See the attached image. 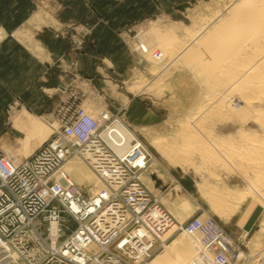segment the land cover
<instances>
[{"label":"rangeland","instance_id":"1","mask_svg":"<svg viewBox=\"0 0 264 264\" xmlns=\"http://www.w3.org/2000/svg\"><path fill=\"white\" fill-rule=\"evenodd\" d=\"M54 1L68 5L67 10L63 11V17L67 20L63 19L61 25L50 22L51 28L44 29L41 38L55 52L67 48L69 63L58 62L54 65L50 87L38 85L35 94L27 93L23 101H15L14 105L10 103L6 107L4 114L0 115V151L16 165L27 161L58 135L63 122L70 118L69 114L64 115V111L71 103L82 107L98 124L102 123L101 116L106 115L111 118L110 130L137 139L141 146L138 152L145 157L144 160H137L138 166L143 161L154 160L147 170L149 182L146 181L148 185L154 181L152 189L146 187L152 197L170 200L180 194L191 203L192 208L188 213L180 216L168 209V213L164 211L173 223L168 227H175L168 237L161 239L160 236L161 240L154 243L157 251L150 264L152 261L154 264L162 255L175 264L201 262L198 259L203 260L202 264H210L213 256L205 252L198 232H193L190 239L195 250L190 259H179L173 254V242L188 239L181 227L196 217L213 220L230 236L236 249L230 264H264V233L256 239L261 218L256 217L248 230L246 228L252 216L245 220L244 227L239 224L248 208L249 198H242L226 218L217 215L208 201L222 189L243 191L249 186L247 178L237 173H225L222 167L219 169L211 161L207 165L206 162L196 163L202 166L200 174L191 165L184 172L173 166L161 149V146L166 147L174 140L177 122L203 102L204 94L194 81L187 63L177 61L164 72L154 75L161 61L153 57L167 52L165 48L170 50L178 39L187 40L194 34L197 18L209 16L234 0ZM47 2H40L42 12H50ZM56 7L53 13L60 11L59 5ZM44 95L51 98L49 102H44ZM72 95L76 100L71 98ZM153 139L161 146L153 144ZM208 147V151L213 152ZM143 172L145 170L140 174ZM211 175H219V181L211 179ZM201 181L209 184L205 197L198 191ZM77 188L85 198L88 197L84 187ZM70 227L74 228L72 224ZM67 235L66 232L64 236Z\"/></svg>","mask_w":264,"mask_h":264},{"label":"built area","instance_id":"2","mask_svg":"<svg viewBox=\"0 0 264 264\" xmlns=\"http://www.w3.org/2000/svg\"><path fill=\"white\" fill-rule=\"evenodd\" d=\"M73 105L58 135L27 161L16 165L0 151V264H150L154 243L172 222L138 179L147 162L138 166L137 160L145 157L137 150L115 155L101 136L111 118L98 124ZM95 147L101 152L93 167L110 193L85 198L59 171ZM181 228L198 232L210 264H230L236 254L211 219L196 217Z\"/></svg>","mask_w":264,"mask_h":264},{"label":"bare ground","instance_id":"3","mask_svg":"<svg viewBox=\"0 0 264 264\" xmlns=\"http://www.w3.org/2000/svg\"><path fill=\"white\" fill-rule=\"evenodd\" d=\"M196 22V32L192 35L193 31L189 33L190 39H178L172 44L171 51L165 48L168 50L162 52L165 55L156 54L159 58L154 55V59L161 61L154 75L164 72L177 61H183L189 65L194 81L203 91L204 100L177 122L176 134L170 145L162 147L156 139L152 141L161 146L163 155L173 166L184 172L191 165L199 173L202 166L196 163L206 162L207 165L211 161L219 169L222 167L225 173H237L247 178L249 186L243 191L222 189L208 201L217 215L226 218L227 213L236 209L242 198L248 197L245 220L252 217L246 229L250 228L254 217L261 218L260 229L255 235L258 239L264 233V0L230 1L215 13L197 18ZM187 30L184 31L188 33ZM104 116L106 115L101 116L102 121ZM101 136L104 145L108 149L113 148L114 154L120 158L130 151L140 150V144L134 136H126L110 128L103 131ZM208 146L213 149L214 154L208 151ZM101 149L104 150V147ZM100 152L99 149L87 150L82 157L75 156L70 161L66 160L59 171L74 186L84 187L89 198L108 196L110 193L109 187L105 186L93 167ZM153 161L147 160L145 172L138 175L140 183L149 189L153 188L154 181L149 185L146 183L149 182L147 170L152 167ZM218 176L211 175L210 178L218 182ZM207 184L208 182L201 181L199 190L197 189L199 193L204 195L208 191ZM185 197L179 194L170 200L155 201L163 211L167 212L168 209L180 216L192 208L190 200ZM172 226H167L161 239L170 235L175 227ZM192 235L186 232L187 240L172 241L175 257L190 259L195 251L190 244ZM159 258L156 264H175L167 256ZM201 262L194 264H202Z\"/></svg>","mask_w":264,"mask_h":264},{"label":"crops","instance_id":"4","mask_svg":"<svg viewBox=\"0 0 264 264\" xmlns=\"http://www.w3.org/2000/svg\"><path fill=\"white\" fill-rule=\"evenodd\" d=\"M41 1L0 0V115L10 103L35 94L38 85L50 87L54 65L69 63L67 48L55 52L41 38L44 29L51 28L50 22L61 25L68 5L48 0V13L39 7ZM58 5L60 11L53 13ZM43 99L49 102L51 98L44 95Z\"/></svg>","mask_w":264,"mask_h":264},{"label":"water","instance_id":"5","mask_svg":"<svg viewBox=\"0 0 264 264\" xmlns=\"http://www.w3.org/2000/svg\"><path fill=\"white\" fill-rule=\"evenodd\" d=\"M246 216H247V212L245 211V213H244L243 216L241 217V220H240V223H239L241 227H244L243 222H244ZM254 219H255V217L252 219V221H253Z\"/></svg>","mask_w":264,"mask_h":264}]
</instances>
